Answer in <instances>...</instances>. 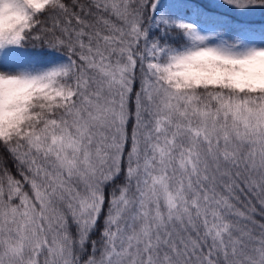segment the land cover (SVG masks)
Segmentation results:
<instances>
[{
  "label": "snow or ice",
  "instance_id": "snow-or-ice-1",
  "mask_svg": "<svg viewBox=\"0 0 264 264\" xmlns=\"http://www.w3.org/2000/svg\"><path fill=\"white\" fill-rule=\"evenodd\" d=\"M0 264H264V0H0Z\"/></svg>",
  "mask_w": 264,
  "mask_h": 264
}]
</instances>
